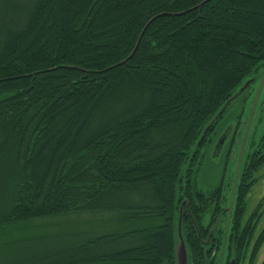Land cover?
<instances>
[{"label":"trees","instance_id":"trees-1","mask_svg":"<svg viewBox=\"0 0 264 264\" xmlns=\"http://www.w3.org/2000/svg\"><path fill=\"white\" fill-rule=\"evenodd\" d=\"M261 68L264 0H0V264H177L178 224L187 264H255L264 129L231 198L198 178Z\"/></svg>","mask_w":264,"mask_h":264},{"label":"rangeland","instance_id":"rangeland-1","mask_svg":"<svg viewBox=\"0 0 264 264\" xmlns=\"http://www.w3.org/2000/svg\"><path fill=\"white\" fill-rule=\"evenodd\" d=\"M254 81L247 88L243 97L237 101H234L231 105V109L228 110L224 117L223 126H230L228 129H224L221 134L224 137L216 152L217 141L209 146V154L205 158L202 170L198 178V184L200 188L206 190L216 185L223 175L224 184H227L226 189L230 192H226L230 198L233 196L234 186L237 181V173L241 166V160L243 157L244 145L246 140L251 135L256 137L264 129V68L254 76ZM232 146L231 145V139ZM215 153H217L215 155ZM260 179L252 187L249 194L248 207L253 209L257 204L261 203L264 198V166L260 169L258 174ZM232 196H231V195ZM229 198V200H230ZM264 208V200L262 201L261 209ZM69 222L74 224L85 222V225L77 228L84 233L88 232L90 224H86L93 220L88 216L71 217ZM68 223L67 220L61 221L59 228L56 226L44 227L43 230L46 233L53 232H66L67 227L64 225ZM40 224V223H37ZM73 224V223H72ZM264 224V214L261 219V225ZM76 226L70 225L69 232H73ZM40 230V231H41ZM67 230V232H68ZM38 231V232H40ZM43 232V233H44ZM17 237V233L10 235L0 236V243ZM264 242L259 250L257 260L255 264H264Z\"/></svg>","mask_w":264,"mask_h":264},{"label":"water","instance_id":"water-1","mask_svg":"<svg viewBox=\"0 0 264 264\" xmlns=\"http://www.w3.org/2000/svg\"><path fill=\"white\" fill-rule=\"evenodd\" d=\"M248 85V82H246L240 89L239 92L244 90V88ZM224 137V134L220 137V139L218 140L217 144H216V148L219 147L222 139ZM178 236H179V243L176 249V260H177V264H187V255H186V249L184 246V242L180 236V228H179V224H178ZM230 264H234L233 261L230 262Z\"/></svg>","mask_w":264,"mask_h":264},{"label":"flooded vegetation","instance_id":"flooded-vegetation-1","mask_svg":"<svg viewBox=\"0 0 264 264\" xmlns=\"http://www.w3.org/2000/svg\"><path fill=\"white\" fill-rule=\"evenodd\" d=\"M232 140H233V138L231 139V145H230V147L232 146ZM217 154V153H216Z\"/></svg>","mask_w":264,"mask_h":264}]
</instances>
